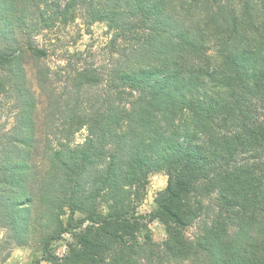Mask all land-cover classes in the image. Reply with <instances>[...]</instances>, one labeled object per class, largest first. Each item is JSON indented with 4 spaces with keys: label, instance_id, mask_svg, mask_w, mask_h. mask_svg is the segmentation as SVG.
<instances>
[{
    "label": "trees",
    "instance_id": "trees-1",
    "mask_svg": "<svg viewBox=\"0 0 264 264\" xmlns=\"http://www.w3.org/2000/svg\"><path fill=\"white\" fill-rule=\"evenodd\" d=\"M77 18L113 67L48 63ZM0 112V264H264V0H0Z\"/></svg>",
    "mask_w": 264,
    "mask_h": 264
},
{
    "label": "rangeland",
    "instance_id": "rangeland-1",
    "mask_svg": "<svg viewBox=\"0 0 264 264\" xmlns=\"http://www.w3.org/2000/svg\"><path fill=\"white\" fill-rule=\"evenodd\" d=\"M60 38L52 43V55L48 59V63L52 67L63 66L67 64L66 57L71 58L72 62H90L103 67L105 70L114 66L113 58L117 60L119 57L116 53H111L113 46H108L111 33L105 22H96L91 26L84 24L83 18H77L74 22L62 26L58 32ZM51 44V43H50ZM116 47V46H115ZM51 48V46H50ZM77 52H84L83 57L79 58ZM114 60V61H115ZM30 83L37 91L40 99L45 104L46 98L41 94L35 79V70L31 64L27 65ZM6 120V113L0 112V123ZM87 131L83 130L77 135L78 140H83ZM168 176L163 172H157L150 175V182L147 187L146 197L142 200L138 207V211L142 214H149L157 208L155 197L158 191L164 189L167 185ZM150 235L156 242H162L168 236L166 225L160 220L155 219L149 225ZM198 224L192 225L186 231V234L194 238L198 233ZM4 235V230L0 229V236ZM74 241L73 234L66 233L61 239L53 241V252L57 256H61L67 249L68 242ZM43 248L35 239L28 245H16L9 259L5 264H31L38 257L43 256ZM44 264H53L52 262L43 261Z\"/></svg>",
    "mask_w": 264,
    "mask_h": 264
}]
</instances>
